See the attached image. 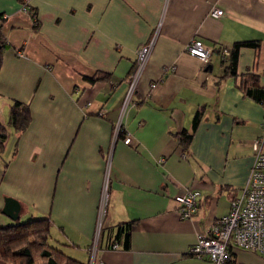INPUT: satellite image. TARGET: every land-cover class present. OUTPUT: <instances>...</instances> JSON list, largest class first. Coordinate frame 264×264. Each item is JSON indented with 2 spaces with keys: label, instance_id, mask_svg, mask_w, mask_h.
Returning <instances> with one entry per match:
<instances>
[{
  "label": "crops",
  "instance_id": "obj_1",
  "mask_svg": "<svg viewBox=\"0 0 264 264\" xmlns=\"http://www.w3.org/2000/svg\"><path fill=\"white\" fill-rule=\"evenodd\" d=\"M214 6L224 15L212 16ZM29 8L37 25L20 0H0V122L8 131L0 226L48 217L49 242L90 264H214L190 249L242 194L264 133V0H30ZM152 39L123 110L137 51ZM194 39L212 49L208 61L187 50ZM239 40L260 46L243 48L237 74L227 75L222 48ZM99 72L106 76L93 80ZM252 85L256 96L246 91ZM15 100L32 115L21 132L10 123ZM198 110L185 150L177 134L192 130ZM108 171L103 239L92 251ZM188 188L201 197L182 218L175 197ZM129 221L130 248L110 246ZM229 250L225 264H264L259 252Z\"/></svg>",
  "mask_w": 264,
  "mask_h": 264
},
{
  "label": "built area",
  "instance_id": "obj_2",
  "mask_svg": "<svg viewBox=\"0 0 264 264\" xmlns=\"http://www.w3.org/2000/svg\"><path fill=\"white\" fill-rule=\"evenodd\" d=\"M29 1L21 0L23 10L28 11ZM224 13V9L220 7L214 6L211 9V15L214 17H221ZM154 41L155 39H152L137 51V60L123 101V110L132 101L135 89L150 59ZM187 50L202 61H208L212 54V49L201 39L191 41L187 45ZM222 53L226 57L230 55L231 51L229 48L224 47ZM122 130L123 126L120 121L116 127V134L118 135ZM131 140L130 133L125 132V143H130ZM253 148L255 160L242 194L232 200L229 212L219 217L208 232L201 233L197 242L190 249L192 253L199 257H208L214 264H225L231 258L229 250L231 244L264 255V133L254 140ZM163 160L164 158H161V161ZM108 196L109 171L100 201L97 234L92 251L96 250L102 220L107 209ZM200 197L201 191L196 188H188L184 193L176 195L175 199L179 203L182 218H190L196 212ZM113 246L118 248L117 243H114Z\"/></svg>",
  "mask_w": 264,
  "mask_h": 264
},
{
  "label": "trees",
  "instance_id": "obj_3",
  "mask_svg": "<svg viewBox=\"0 0 264 264\" xmlns=\"http://www.w3.org/2000/svg\"><path fill=\"white\" fill-rule=\"evenodd\" d=\"M21 2V0H20ZM31 10V8H28ZM32 11V10H31ZM32 17L37 25L39 23L36 11H32ZM4 13H0V44L5 46L6 40L1 29ZM260 43L252 40L236 41L230 48V55L224 56L227 62L225 66L227 75H236L238 61L243 48H258ZM223 49V48H222ZM223 54V53H222ZM1 66V60H0ZM106 73L101 75L99 72L96 78L105 77ZM256 80V75H254ZM256 82V81H255ZM256 85L247 88V93L253 96V90ZM255 90V89H254ZM264 92V90H262ZM256 96V95H254ZM264 103V99H261ZM202 111L196 112L192 130L184 129L177 134L179 143L185 150H188L194 129L201 119ZM31 110L27 103L15 100L11 105L10 123L19 132L24 131L30 120ZM123 135V133H122ZM8 136L7 127L0 122V151L5 148V139ZM52 220L48 217L31 218L26 221H16L0 226V263L2 264H90L89 261H83L67 255L63 250L57 248L49 242ZM131 227L132 222H123L117 226L115 239L111 245L118 243L121 248L128 249L131 245ZM103 230V229H102ZM103 233L99 236L98 242L101 244ZM198 256V255H197Z\"/></svg>",
  "mask_w": 264,
  "mask_h": 264
},
{
  "label": "rangeland",
  "instance_id": "obj_4",
  "mask_svg": "<svg viewBox=\"0 0 264 264\" xmlns=\"http://www.w3.org/2000/svg\"><path fill=\"white\" fill-rule=\"evenodd\" d=\"M0 153H1V151H0ZM6 159H7V158H6V155H5V154H3L2 157L0 156V161H4V162H5ZM65 242H66V241L64 240L63 243H62L63 246H65ZM53 244L56 245L55 243H53ZM60 248L63 249V250L66 252V249H65L64 247L61 246ZM0 264H2V263H0Z\"/></svg>",
  "mask_w": 264,
  "mask_h": 264
},
{
  "label": "water",
  "instance_id": "obj_5",
  "mask_svg": "<svg viewBox=\"0 0 264 264\" xmlns=\"http://www.w3.org/2000/svg\"><path fill=\"white\" fill-rule=\"evenodd\" d=\"M1 47H2V45L0 44V52H1ZM0 60H1V53H0Z\"/></svg>",
  "mask_w": 264,
  "mask_h": 264
}]
</instances>
